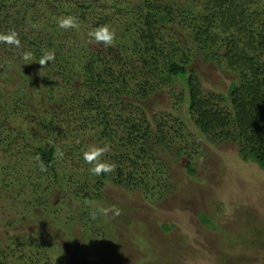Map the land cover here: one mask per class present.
I'll list each match as a JSON object with an SVG mask.
<instances>
[{"label": "trees", "instance_id": "trees-1", "mask_svg": "<svg viewBox=\"0 0 264 264\" xmlns=\"http://www.w3.org/2000/svg\"><path fill=\"white\" fill-rule=\"evenodd\" d=\"M104 27L113 34L108 45L92 36ZM12 33L18 46L5 42ZM0 50L3 78L26 85L13 95L16 103L36 116L33 126L10 123L0 90V148L17 143L27 162L20 176L0 167L2 264L15 253L11 246L18 259L29 250L47 258L50 244L12 240L19 236L10 232L36 206L47 210L50 196L73 180L71 198L82 203L102 200L109 183L162 196L172 190L164 179L172 158L185 157L195 172L204 141L234 143L243 161L264 170V0H0ZM47 53L54 59L40 65ZM15 55L26 69L13 65ZM198 61L233 76L226 92L204 88ZM69 131L88 132L100 148L63 139ZM61 157L76 163L72 176L60 170ZM97 166L111 170L96 175Z\"/></svg>", "mask_w": 264, "mask_h": 264}, {"label": "rangeland", "instance_id": "rangeland-1", "mask_svg": "<svg viewBox=\"0 0 264 264\" xmlns=\"http://www.w3.org/2000/svg\"><path fill=\"white\" fill-rule=\"evenodd\" d=\"M69 28L68 38L72 34ZM5 55L6 51L0 50V61L5 60ZM12 60L14 66L26 69L20 56H13ZM2 68L3 62L0 90L3 100L9 102L8 119L13 125L28 127L36 116L14 98L18 89L26 85L20 81L19 87H14L1 75ZM194 68L207 90L226 92L233 78L202 61L196 62ZM157 101L170 112L171 103L166 95L158 96ZM64 117L60 119L66 120ZM185 124L187 134L196 131L191 122ZM69 132L63 139L78 138V143L83 141L89 150L96 145L100 148L88 137V132L84 135L78 132L77 136ZM190 141L188 138L186 145ZM196 149L193 173L188 170L185 157L172 158L173 164L164 176L172 190L162 196L148 197L141 191L109 183L102 200L82 203L71 198L74 180L64 187L66 190L60 187L50 196L47 210L36 206L24 223L10 232L11 237L19 236L12 240L31 236L37 246L50 244L47 258L44 259L41 250L38 256L37 250H29L35 252L18 259L20 252L11 246L15 253L1 261L3 264H264V170L252 161H243L231 142L204 141ZM21 153L17 143L1 147L0 167H15L13 174L20 176L27 166ZM58 162L66 175L76 172L72 159L61 157ZM5 232L0 228L2 238ZM34 254L36 257L32 258Z\"/></svg>", "mask_w": 264, "mask_h": 264}, {"label": "clouds", "instance_id": "clouds-1", "mask_svg": "<svg viewBox=\"0 0 264 264\" xmlns=\"http://www.w3.org/2000/svg\"><path fill=\"white\" fill-rule=\"evenodd\" d=\"M60 26L63 28L72 26L71 25V21L68 19L65 20H61L60 21ZM92 36L97 39L99 42L104 43L105 45H108L112 42L113 39V34L109 31L108 28L104 27V28H98L94 33H92ZM6 43L9 44H15L18 46L19 42L17 39H15V33L10 34L6 39H5ZM27 53L24 54V58L27 59L28 58ZM54 59V55L51 53H47L45 54V56L40 60V65L45 64L46 62L52 61ZM85 159L86 160H92L93 157L91 155H89L88 153H85ZM93 171L94 174L99 175L102 171L103 172H109L111 170L110 166H104L103 168L101 167H93L91 169Z\"/></svg>", "mask_w": 264, "mask_h": 264}]
</instances>
